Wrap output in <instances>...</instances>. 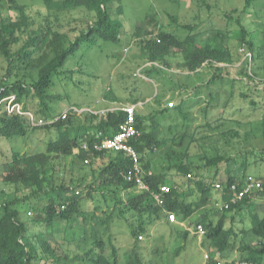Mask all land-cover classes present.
Masks as SVG:
<instances>
[{"label":"rangeland","instance_id":"rangeland-1","mask_svg":"<svg viewBox=\"0 0 264 264\" xmlns=\"http://www.w3.org/2000/svg\"><path fill=\"white\" fill-rule=\"evenodd\" d=\"M16 1L26 7L28 26L21 43L11 49L13 52L29 35L41 37L49 28L67 33L74 39L81 28L92 24L96 19L95 11L85 7L63 8L60 3L64 0ZM245 1L111 0L108 12L114 25L105 31L117 35L118 40L93 37L81 43L80 49L67 59L61 73L53 78L54 85L48 92L50 109L54 115L71 105L98 111L96 115L89 112L72 115L66 122V128H72L73 131L76 129L81 133L82 129L93 127L100 121L101 110L137 102L138 113L151 115L171 101L175 105L184 100L181 106L157 114L155 122L160 133L169 137L172 135L167 129V123L177 124L174 130H180L183 128L182 123L187 120L190 131H195L194 137L191 141H188L191 139L188 137L183 145L168 142L164 150L155 151L151 159L152 165L160 160L164 151L174 148L185 163L194 166L193 176L203 177L206 181L214 180L215 176L218 178L214 181H221L235 175L238 180L264 182V0H254L248 8H245ZM19 19L20 13L9 7L8 0H0V23ZM237 19L241 20L248 31L247 39L254 44L253 53L258 51L262 54L258 60L254 58V67L258 68L257 72L260 74L251 80L239 73L244 54L241 50L243 44L235 36L239 30ZM118 23H122L121 27L116 26ZM183 25L195 27L189 29L182 27ZM161 30L174 32L183 39L189 32L199 33V41L202 43L206 40L219 42L220 37L215 35H219L218 31L221 30L224 33L223 46L231 48L234 60L232 63L220 64L223 69L215 83L203 84L215 70L207 67L197 74H187L189 72L183 68V50L172 48L171 54L167 56L171 68H165L164 78L158 74H148L143 68L142 73L136 75L138 68L148 62L142 49L144 41L152 38L153 34L159 35ZM25 51L33 53L22 59L14 54L12 61L0 53V82L4 80L13 83L19 80L29 86L37 79L42 52L34 46H29ZM200 81L202 86L199 88ZM184 82L189 87L181 90ZM211 92L214 100L210 98ZM241 92L246 95H241ZM197 98L198 102L195 103ZM29 106L36 109L35 103ZM181 110L189 117H181ZM151 123V118L147 116L146 130L151 129ZM57 135L56 128L30 130L26 135L11 138L0 135V203L22 197L29 192L27 188H17L16 185L3 181L5 172L11 168L13 154L42 152L47 143L56 139ZM216 155H224L229 160L217 166H205L207 160ZM74 158V154L64 158L53 155L50 161L52 169L48 166L47 177L56 175L57 180L70 183V179L78 180L77 176L80 174L82 177L85 175L86 183H89L105 164L96 159L93 164L90 161L82 166L80 162L74 163ZM73 165L74 171L71 169ZM196 167L200 169L197 170ZM93 172L96 173L93 175ZM168 176V185L178 187L182 193L186 192L188 200L199 197V190L190 186L189 179L178 176L176 171H170ZM189 187L194 192L188 194ZM101 192L102 190L94 192L93 198L85 193L81 194L79 212L68 222L56 217L52 228L32 222L36 213L31 205L37 204V198H30L26 203L18 205L20 218L26 222L31 242L39 254V258L33 260L35 264H91L87 260L76 258L77 255L83 256L86 253L92 256L103 255L112 261L113 246L117 252V264H214V261L217 264H236L246 259L249 247L261 250L260 264H264V242L260 239L252 241L247 235L253 220L264 216V194L252 196L250 204L242 209L222 211L214 206V199L218 196L213 189L212 201L206 207L186 219L179 217L183 223L174 225L180 231L179 234L169 235L165 218L156 219L148 224V233H142V240L136 242L131 226L137 228L139 225L138 213L131 214L130 210L124 209V215H121V211L114 210L110 196L106 201ZM132 193L136 194V191ZM120 194L121 199L126 201L127 191L122 190ZM204 213H208L214 223L224 215L225 229L232 228L236 233L231 236L226 255L223 256L220 252L219 260L211 257L205 236L194 232L195 225L201 221ZM83 214H86V220ZM107 215L111 216L107 223L97 224L99 219ZM145 222L148 223L149 220L146 219ZM93 225L98 231L97 236L92 232ZM186 229L189 233L185 238L180 233ZM38 233H42L41 237L49 243V251L38 240ZM98 236L103 246L96 247L94 241ZM206 253L210 255L208 259L205 258Z\"/></svg>","mask_w":264,"mask_h":264},{"label":"trees","instance_id":"trees-1","mask_svg":"<svg viewBox=\"0 0 264 264\" xmlns=\"http://www.w3.org/2000/svg\"><path fill=\"white\" fill-rule=\"evenodd\" d=\"M111 0H64L60 4L63 8L71 9L77 7H85L88 10L95 11L96 19L92 24H87L85 28H81L79 34L71 39L67 33L54 31L49 28L45 31L41 37H33L29 35L27 39L18 47L16 51H11L13 46L21 43L23 33L27 32L26 26H28V16L26 13V7L19 4L16 0H8L9 7L20 13L19 21H9L0 23V53L4 55L8 60L12 61L15 56L19 59L29 56L33 51H25L29 46L37 47L42 52L39 58L40 67L37 73V79L34 80L31 85L26 86L22 81H15L13 83H7L1 80V85L6 88V93L12 91L18 96V99L22 101L25 107L29 104H36V117L40 116L45 119L54 117V113L50 109L49 101L50 96L48 92L54 85V76L61 73V69L65 65L67 59L74 55L79 49L82 42L88 41L93 37H101L103 40L117 41L118 37L115 34L106 33L105 29L113 27L114 21L112 16L108 12V3ZM254 0H246L245 8L251 5ZM59 4V5H60ZM58 5V6H59ZM122 10L119 8V13ZM237 26L239 28L235 36L242 42L246 50H249L253 54L251 70H249V64L247 60H243L239 67V73L246 75L250 80L255 78L258 73V68L254 67L255 59L258 60L261 57V52L253 53L254 44L251 40L247 39L248 31L245 25L241 23L240 19H237ZM122 23H118L116 26L121 27ZM184 28H194L195 26L183 25ZM215 35L219 38L217 41L200 42L199 33L195 34L189 32L185 35V38H181L174 32H167L161 30L159 35H151L152 38L146 39L142 46L143 52L147 57V63L139 67L142 73L143 70L148 74H158L161 78H164L165 68L168 70L171 68L170 63L167 60V56L171 54L172 48H179L183 50L184 67L189 73H199L205 68L213 69L214 73L204 83H215L216 79L221 76V69L223 67L218 63H232L233 53L231 48L223 46L224 33L220 32ZM154 37V38H153ZM216 38V39H217ZM52 55H51V53ZM255 55V57H254ZM255 58V59H254ZM138 68V69H139ZM201 81L198 82V87L202 86ZM189 85L183 83L181 90L187 89ZM200 88V87H199ZM210 93L211 99L214 100ZM241 95H246L241 92ZM181 100L178 104L172 106L166 105L162 109L156 111V114L152 113L141 114L136 111V126L141 131V135L135 140V145L141 159L143 168L146 171L151 170V175H145L143 178L150 186V191H159L160 185L169 184L168 173L170 171H176L178 176L189 179L190 186H195L199 190V197L195 200H188L186 192L182 193L178 187L171 186L170 190L165 194L164 205L158 204L149 190L139 191L136 185L130 181H127L124 177L131 165L130 157L122 151H99L92 155L90 163L99 159L100 162L104 161L105 164L99 169V171L93 172L95 177L89 183H86V176L83 177L78 174V180L70 179V183L57 180L56 175L47 177V172L52 169L50 161L52 156L68 157L75 155L74 163L80 162L82 166H86L84 158L86 153L81 151L80 153H74V149L82 147L83 143H93L96 139V134L101 132L102 135L98 138L103 139L105 137L113 135L117 132L119 124L124 121L126 114L122 110L108 111L100 118V121L93 127H86L82 129L83 132H78L76 129L66 128L67 123L71 119V115L67 119L59 120L51 124L46 125H32L30 120L25 116H0V135L11 138L13 136L26 135L30 130L42 129V128H56L58 135L56 139L49 141L46 145V149L42 152L35 154H26L15 152L12 156L11 168L8 169L4 176L3 181L8 184L16 185V187H24L29 192L22 197H15L10 201L0 203V264H35L34 259L39 258L35 245L31 242V237L27 231L26 222L20 218L19 204H24L30 200V198H37V204L31 205L36 215L32 218V222L35 225L45 226V228L54 227V221L56 217H59L61 221L68 222L73 219L74 214L79 212L81 201V194L85 193L91 198L94 197V192L101 191L100 193L107 201L108 196L113 200L114 210L121 211L123 214L124 209L130 210L131 214L138 213L140 217L139 225L137 228L131 226V233L135 237L136 242H140L139 236L142 233H148L147 228L156 219L165 218V224L169 229V235L179 234V230L175 228V224L170 222L166 211L175 212L178 217L186 219L195 213L197 210L206 207L212 201L213 183L218 177L215 176L214 180L206 181L205 179L193 176L192 168L194 166L189 163H185L174 148L167 149L161 154L160 160L152 165L151 159L156 150H164L168 142L176 143L177 145L186 144L188 137H194V130L190 131V123L185 120L183 128L180 130H174V126L177 128V124H168L167 129L172 136H163L160 133L158 124L155 122L157 114L163 113L166 109L176 108L181 106ZM198 102V98L195 103ZM137 103V102H134ZM181 117L184 119L189 116L184 110L180 111ZM151 118V129L148 131L145 127L146 117ZM188 143V142H187ZM187 156V153H185ZM76 159V160H75ZM224 155H216L209 158L206 162L207 167L217 166L223 161H228ZM79 164V163H77ZM93 164V163H92ZM80 167V166H79ZM54 168V167H53ZM197 170L200 167H196ZM72 171L75 169V165L71 167ZM190 174V176H188ZM193 176V177H192ZM238 180L235 175L228 177V182L232 183ZM214 181V182H213ZM242 180H240L241 182ZM261 182V181H260ZM189 187L188 194L194 192ZM127 191L128 196L126 201L121 199V191ZM79 191V194L76 193ZM136 191V194L132 192ZM132 194H129V193ZM257 194H264V182H262V188L258 191H254L251 195L245 196L242 200L232 203L230 209L238 208L242 209L250 204L252 196ZM42 197V200H41ZM224 198L229 200V197L224 195ZM29 204V203H27ZM84 220L87 219L86 214ZM124 215V214H123ZM164 215V216H163ZM111 219L110 215H107L103 219H99L98 223H107ZM149 220L148 223L145 220ZM206 229V233L203 235L208 241L207 247L210 249L211 257L215 255V249L222 252L223 256L226 255V250L229 246L231 236L236 234L232 228L225 229V216L222 215L216 223L209 217L208 213H204L201 216V221ZM149 224V225H148ZM92 232L97 236L98 231L96 226H92ZM189 231L184 230L183 237H187ZM42 233H38V240L42 243V246L46 251L50 250L49 243L41 237ZM247 235L251 240H262L264 242V216L261 218L256 217L253 220L252 226L247 231ZM96 247L103 246L101 238L98 236L94 241ZM139 248V247H138ZM113 260L103 255H89L86 253L83 256L77 255V259L88 261L91 264H117V252L116 248H112ZM135 251V250H134ZM261 250L253 247L248 248V255L245 260L249 264H260ZM133 254V253H132ZM150 264H164L162 262H154ZM166 264V263H165ZM217 264V261H214Z\"/></svg>","mask_w":264,"mask_h":264},{"label":"built area","instance_id":"built-area-1","mask_svg":"<svg viewBox=\"0 0 264 264\" xmlns=\"http://www.w3.org/2000/svg\"><path fill=\"white\" fill-rule=\"evenodd\" d=\"M241 50L244 54V60L248 61L249 70H251L252 66V58L253 54L251 51L246 50L244 46H242ZM222 63H218L220 65ZM140 68L138 69V73L136 75H140ZM174 102H169V105L172 106ZM122 110L125 112L126 117L124 121L119 124L117 132L113 135L105 137L103 139H98L102 133L98 132L96 134V139L93 143L85 142L82 147H78L74 149V153H80L84 151L86 156L84 158V163H89L92 160V155L95 152L99 151H122L126 153L132 162L130 169L124 173V177L127 181L134 183L139 191L141 190H149L150 186L144 180L145 175H151L152 171H146L141 163L140 155L133 144V139L135 140L137 137L141 135V131L136 126V111L137 104H125L121 107L110 109V110H101V115H104L108 111ZM84 112H89V114H98V111L92 109L90 107L87 108H79L74 105H71L65 109H63L60 114L55 115L50 119H45L43 117L37 118L35 110L28 106L25 107L24 103L18 99V96L15 92L6 93V88L3 85H0V116H25L27 117L32 125H46L51 124L59 120L67 119L69 115L81 114ZM190 176V174H188ZM214 191L217 193V198L214 199V206L217 209L222 211L230 209V205L232 203H236L242 200L245 196L251 195L254 191H258L262 188V182L257 180H236L232 183L228 182V179L215 181L212 185ZM170 185L163 184L160 185L159 191L152 190L151 195L155 199V201L164 205L165 194L169 192ZM79 194V191H76ZM224 195L229 197V200L224 198ZM168 215V219L170 222L182 224L183 221L179 220L178 215L173 211H166ZM194 232L199 235H204L206 233V229L202 223H197L195 225ZM143 236L140 235L139 239H142ZM210 255L208 253L205 254V258L208 259ZM215 260H219L221 258L220 251L216 250L215 255L213 256ZM236 264H249L247 261L237 262Z\"/></svg>","mask_w":264,"mask_h":264},{"label":"clouds","instance_id":"clouds-1","mask_svg":"<svg viewBox=\"0 0 264 264\" xmlns=\"http://www.w3.org/2000/svg\"><path fill=\"white\" fill-rule=\"evenodd\" d=\"M133 104H137V103H133ZM74 151V150H73ZM201 223V222H200Z\"/></svg>","mask_w":264,"mask_h":264}]
</instances>
